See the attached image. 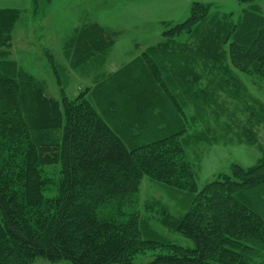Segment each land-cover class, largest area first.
<instances>
[{"label":"trees","instance_id":"16d2710c","mask_svg":"<svg viewBox=\"0 0 264 264\" xmlns=\"http://www.w3.org/2000/svg\"><path fill=\"white\" fill-rule=\"evenodd\" d=\"M258 1L239 0L246 4L239 14L194 1L189 17L166 22L162 42L140 59L156 69L164 52L173 59L189 51L217 62L226 56L236 68L264 78V14ZM17 19V10L0 8V264H32L38 256L74 264H264V150L257 165L236 166L231 175L200 191L187 179L185 188L195 193L192 206L181 217H164V223L191 239L193 247H178L167 239H134L139 215L127 208L136 202L144 171L153 170L142 158L151 147H130L118 131L117 117L125 109L147 108L138 94L148 91L121 82L123 68L108 76L98 71L91 91L70 98L68 69L49 52L62 100L48 96L45 82L11 49ZM87 28L91 39H83L80 28L65 42L63 53L73 69L91 61L99 70L95 63L106 48L107 28L95 23ZM110 86H116L114 98ZM58 130L60 141L54 135ZM173 141L159 143L167 142L163 153L170 152L162 166L173 183L182 180L178 168L193 178ZM52 163L60 164L62 177L57 198L45 206L41 170ZM123 235H130L131 242ZM131 245L175 246L177 252L135 263L129 257Z\"/></svg>","mask_w":264,"mask_h":264},{"label":"rangeland","instance_id":"374dc122","mask_svg":"<svg viewBox=\"0 0 264 264\" xmlns=\"http://www.w3.org/2000/svg\"><path fill=\"white\" fill-rule=\"evenodd\" d=\"M194 1L213 3L220 11L237 14L246 6L239 0H0V8L18 11L11 48L14 56L45 82L48 96L62 100L61 87L48 61L49 52L68 69L66 95L70 98L91 91L98 71L108 76L123 68L121 82L131 81L135 90L142 92L143 87L148 91L143 97L138 94L147 108H140L139 112L125 109L126 114L117 117L118 131L130 147H151L142 158L153 170L144 171L136 202L127 208L139 215L138 236L135 231L132 233L138 241L167 239L185 248L193 247V241L170 229L164 217H181L192 206L195 193L185 188L187 179L190 184L196 182L200 191L208 183L231 175L236 166L257 165L264 150V78L236 68L226 56L217 62L189 51L174 54L173 59L164 52L162 64L156 69L145 66L149 60L140 59L149 48L162 42L166 22L181 23L189 17ZM258 4L264 14V0ZM94 23L107 28L106 48L100 63H95L99 70L93 69L91 61L73 69L64 56V44L83 27V39L89 41L92 36L87 25ZM136 59L140 62L127 69ZM163 81L166 87L162 86ZM110 87L108 91L114 98L116 86ZM168 94L172 96L168 98ZM54 135L60 141L61 131ZM166 139L175 140L173 143L181 149V157L194 179L178 168L182 176L177 177L182 180L173 183L172 174L162 166L170 152L163 153L167 142L159 143ZM41 174L46 182L47 206L58 196L60 164L42 166ZM124 237L131 242L130 235ZM175 246L131 245L129 257L135 263H145L160 254L176 253ZM32 264L74 263L38 256Z\"/></svg>","mask_w":264,"mask_h":264}]
</instances>
